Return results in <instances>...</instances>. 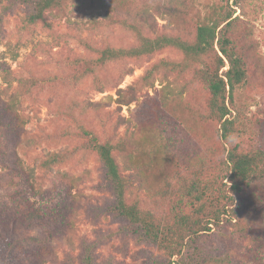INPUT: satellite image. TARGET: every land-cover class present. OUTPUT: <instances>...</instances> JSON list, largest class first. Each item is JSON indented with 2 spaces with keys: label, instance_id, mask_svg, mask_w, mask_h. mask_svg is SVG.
<instances>
[{
  "label": "rangeland",
  "instance_id": "obj_1",
  "mask_svg": "<svg viewBox=\"0 0 264 264\" xmlns=\"http://www.w3.org/2000/svg\"><path fill=\"white\" fill-rule=\"evenodd\" d=\"M34 1L0 0V264H84L88 246L95 264H178L115 212L91 136L112 145L125 200L149 214L158 240L187 230L196 218L188 186L228 184L230 148L264 150V0H61L30 23ZM227 16L225 33L246 69L228 139L201 77L215 51L191 61L163 46L97 60L143 37L192 42L199 25ZM241 198L256 217L185 238L184 264H264V179Z\"/></svg>",
  "mask_w": 264,
  "mask_h": 264
},
{
  "label": "trees",
  "instance_id": "obj_2",
  "mask_svg": "<svg viewBox=\"0 0 264 264\" xmlns=\"http://www.w3.org/2000/svg\"><path fill=\"white\" fill-rule=\"evenodd\" d=\"M60 1L35 0L33 10L28 15V21L34 23L44 20L46 13L58 7ZM230 17L227 16L219 23L199 25L196 29L195 40L192 42L166 35L155 38L143 37L136 47L129 49L105 48L100 52L97 60L105 62L125 55H142L151 53L163 46H174L180 49L186 59L191 61H197L201 56L215 51L212 69L201 70V77L207 83L210 93L209 111L220 121L222 138L228 139V133L232 125L230 104L233 103L234 90L246 80L244 62L225 33V29L229 25L227 20ZM5 64L6 62H0V72L6 71ZM225 66L227 68L222 70ZM220 70L222 71L220 72ZM149 74L150 70L147 71L145 76ZM129 102L130 100L120 101L121 104H128ZM91 141L105 166L107 177L113 182L116 196L115 212L131 222L139 224L149 240L153 242L160 241L159 246L169 256L179 255L178 260L180 261L177 262L178 264H184L183 254L181 253L185 247V238L194 237L209 230L210 224L217 226L234 219L238 221L240 218L256 217L250 210V205L245 204L241 198V194L249 184L264 179V150L258 149L250 153L240 151L235 146L226 151L222 177L227 180L228 184H224L217 179L206 182L199 179L192 182L187 188V195L191 196L194 199L193 204H196L194 208L195 220L187 230L180 229L176 231L172 238L160 237V240H158L159 232L155 229L149 214L141 212L136 205L128 204L125 200L128 180L119 171L118 164L112 155V145L99 142L95 136H91ZM59 158V154L55 153L51 160L58 161ZM259 219L264 222V218ZM185 222H187L186 216H182V223ZM259 231L264 232V228ZM262 242L264 247V238ZM89 248L88 246L82 261L84 264H95L88 251Z\"/></svg>",
  "mask_w": 264,
  "mask_h": 264
}]
</instances>
